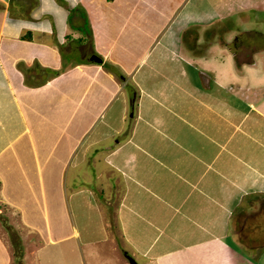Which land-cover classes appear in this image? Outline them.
I'll return each instance as SVG.
<instances>
[{"label":"crops","instance_id":"obj_1","mask_svg":"<svg viewBox=\"0 0 264 264\" xmlns=\"http://www.w3.org/2000/svg\"><path fill=\"white\" fill-rule=\"evenodd\" d=\"M239 1L0 0V264H264V65L203 40Z\"/></svg>","mask_w":264,"mask_h":264},{"label":"rangeland","instance_id":"obj_2","mask_svg":"<svg viewBox=\"0 0 264 264\" xmlns=\"http://www.w3.org/2000/svg\"><path fill=\"white\" fill-rule=\"evenodd\" d=\"M239 2L242 9H235L231 15L225 16L223 21H215V23L204 28L203 40L211 39L214 36L212 39L214 43H212L210 49L208 48V54L218 58L220 61L223 60L224 65L227 62L230 67L232 66L231 61L233 60H231V57L233 55L231 56L228 48L222 45V42L227 40V43L233 49L234 62L235 60L239 61L243 70L242 72L235 70L236 82L233 84L241 87L244 85L256 87L260 86L259 83L263 81L258 79L257 75L262 73V65H264V61L261 60L264 58V0H242ZM82 22L86 25V20ZM204 46L198 48L200 49ZM248 58L251 60L250 62L255 61L257 65L248 66L244 64V61L249 63ZM235 67L238 69L240 66L237 67L235 65ZM259 208L260 206L256 209L255 206L242 207L234 214L236 218H243L246 232L244 235L245 239H252L251 242L254 245L264 241V210L260 212ZM239 213L241 214L239 215ZM257 217H261V219L255 220ZM260 223H262L261 229ZM121 246L119 245L120 253L124 250L122 249L123 246Z\"/></svg>","mask_w":264,"mask_h":264},{"label":"trees","instance_id":"obj_3","mask_svg":"<svg viewBox=\"0 0 264 264\" xmlns=\"http://www.w3.org/2000/svg\"><path fill=\"white\" fill-rule=\"evenodd\" d=\"M233 50V49H232ZM251 60L248 58V62H250ZM244 62H247V61H244ZM235 65L237 67L240 66V63L239 61L235 60ZM261 209V208H260ZM241 213H239L240 215ZM232 223L234 225V231L236 232V235H237V238H238V241L242 242L244 245H246L247 247H251V248H255L256 246H259V244L257 245H254L251 241L252 239L250 240H247L245 239V228H244V220L243 218H236L235 216H233V219H232ZM260 225V229H261V225L262 223L259 224ZM19 253L16 252V264H19L20 261H19Z\"/></svg>","mask_w":264,"mask_h":264},{"label":"water","instance_id":"obj_4","mask_svg":"<svg viewBox=\"0 0 264 264\" xmlns=\"http://www.w3.org/2000/svg\"><path fill=\"white\" fill-rule=\"evenodd\" d=\"M93 57H94V55H93ZM126 258H127V261L129 264H136V261L133 257L126 255Z\"/></svg>","mask_w":264,"mask_h":264}]
</instances>
